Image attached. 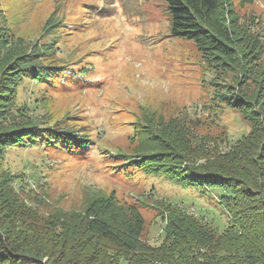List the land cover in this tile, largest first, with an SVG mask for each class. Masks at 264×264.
<instances>
[{
  "label": "rangeland",
  "instance_id": "374dc122",
  "mask_svg": "<svg viewBox=\"0 0 264 264\" xmlns=\"http://www.w3.org/2000/svg\"><path fill=\"white\" fill-rule=\"evenodd\" d=\"M228 7L257 37L250 50L256 59L245 64L254 62V70L262 69L259 75L231 68L218 76L192 39L172 34L166 0H0V47L10 51L12 63L19 66L22 57L34 54L50 67L68 63L54 83L41 84L35 74L24 77L17 92L11 90L16 100L9 114H4L9 108L0 113V131L33 124L45 136L65 130L90 140L83 152L43 145L44 138L34 146L27 140L0 146V181L8 175L20 201L46 221L61 212L83 211L93 199L112 194L139 209L142 238L149 245L162 243L173 212L196 209L225 224L219 189L146 174L128 161L147 151L135 128L159 134L162 122H178L194 154L177 167L187 178L189 167L197 173L211 166L251 133L258 113L253 111H264V81L259 82L264 0H229ZM10 67L0 83V101L2 94L11 95L4 87L16 75ZM216 87L251 100L260 93L261 106L229 107L214 99ZM24 102L29 105L22 107ZM260 138L264 146V132ZM253 158L258 159L251 154L245 168L253 169Z\"/></svg>",
  "mask_w": 264,
  "mask_h": 264
},
{
  "label": "trees",
  "instance_id": "16d2710c",
  "mask_svg": "<svg viewBox=\"0 0 264 264\" xmlns=\"http://www.w3.org/2000/svg\"><path fill=\"white\" fill-rule=\"evenodd\" d=\"M166 2L171 13L172 34L192 39L204 60L216 68L218 76L231 68L243 75L262 72V69L254 70V62L245 64L256 59V52L250 50L256 46L257 37L249 26L242 27L238 23L228 7L229 0ZM56 24H49V29ZM2 49L0 47V51ZM9 52L8 49L0 52V83L11 64L10 69H15L16 75L11 86L4 85L10 92L13 88L17 92L23 78L31 74H35L41 84L54 83L68 66L64 62L53 67L43 65L38 61V54L22 57L18 66L12 63ZM32 56H35L34 61ZM261 78L260 84L264 81V77ZM218 89L216 87L213 93L214 99L229 107L261 106L260 93L251 100L244 93H221ZM1 98L0 113L9 108L4 113L8 115L16 95L6 92ZM28 105L22 103V107ZM253 112H258L254 114L257 121L253 119L251 133L241 139L239 146L211 162V166L198 169L197 173L192 172L195 168L189 167L190 178L182 177L177 168L185 158L194 156L188 140L179 132L178 122H162L159 134L134 129L147 151L142 157L128 161L129 164L146 174L168 176L176 183L208 186L220 192L224 189L227 192H217L220 194L218 204L227 213L225 224L196 209L191 214L187 210L173 212L167 215L162 243L149 245L142 238L144 217L139 209L112 194L93 199L83 211L71 212L69 216L61 212L46 221L39 219L35 209L20 201L8 175H2L0 264H264V146H260L264 111L256 108ZM36 128L33 124L16 130L3 127L6 131H0L1 148L25 140L34 146L39 144L40 138H44L40 141L43 145L63 147L69 152H83L89 147L88 137H78L65 130L50 131L45 136L42 131L37 133ZM145 134L154 137L146 138ZM254 148L260 151L256 153ZM251 154L258 159H250L253 169H247L244 164L247 165Z\"/></svg>",
  "mask_w": 264,
  "mask_h": 264
}]
</instances>
